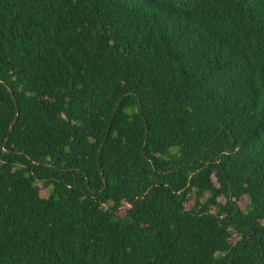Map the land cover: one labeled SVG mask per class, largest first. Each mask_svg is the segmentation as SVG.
<instances>
[{
	"label": "trees",
	"instance_id": "trees-1",
	"mask_svg": "<svg viewBox=\"0 0 264 264\" xmlns=\"http://www.w3.org/2000/svg\"><path fill=\"white\" fill-rule=\"evenodd\" d=\"M0 264H264V0H0Z\"/></svg>",
	"mask_w": 264,
	"mask_h": 264
},
{
	"label": "rangeland",
	"instance_id": "rangeland-1",
	"mask_svg": "<svg viewBox=\"0 0 264 264\" xmlns=\"http://www.w3.org/2000/svg\"><path fill=\"white\" fill-rule=\"evenodd\" d=\"M43 193L45 195H47L49 193V191L48 190H44ZM241 203H242V205H245L246 201L243 200Z\"/></svg>",
	"mask_w": 264,
	"mask_h": 264
},
{
	"label": "water",
	"instance_id": "water-1",
	"mask_svg": "<svg viewBox=\"0 0 264 264\" xmlns=\"http://www.w3.org/2000/svg\"><path fill=\"white\" fill-rule=\"evenodd\" d=\"M9 89H10V91H11V93L13 94V91H12V89L9 87Z\"/></svg>",
	"mask_w": 264,
	"mask_h": 264
}]
</instances>
